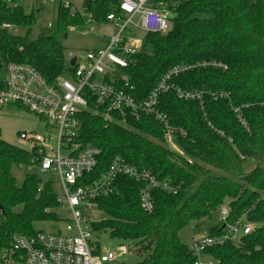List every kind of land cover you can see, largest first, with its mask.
Masks as SVG:
<instances>
[{
  "label": "trees",
  "instance_id": "16d2710c",
  "mask_svg": "<svg viewBox=\"0 0 264 264\" xmlns=\"http://www.w3.org/2000/svg\"><path fill=\"white\" fill-rule=\"evenodd\" d=\"M120 1L84 0V6L103 21ZM167 1L175 11L172 28L144 34L140 51L122 74L142 99L171 69L191 66L171 82L204 94L202 100H183L170 90L160 98L170 123L187 132L176 138L183 155L166 145L155 119L145 117L127 128L107 125L91 110L82 113L85 144L103 152L98 173L121 156L173 188L154 189L155 208L147 213L140 206L143 184L118 178L117 192L97 199L105 216L92 224L93 232H109L132 244L140 256L135 264H194L196 256L179 233L227 205V223L244 220L253 231L205 253L219 264H264V0ZM35 20L36 11L28 13L23 3L0 0V66L25 63L53 82L69 67L65 48L51 29L32 39ZM57 26L82 28L83 18L60 6ZM15 28L26 33L17 34ZM32 157L0 137V205L5 212L0 237L6 244L15 234L35 233L37 222L59 220L58 196L42 175L28 174L18 186L12 173L16 165L29 167ZM224 233L219 221L208 231L211 236ZM94 252H102L100 243Z\"/></svg>",
  "mask_w": 264,
  "mask_h": 264
},
{
  "label": "built area",
  "instance_id": "2783aa9c",
  "mask_svg": "<svg viewBox=\"0 0 264 264\" xmlns=\"http://www.w3.org/2000/svg\"><path fill=\"white\" fill-rule=\"evenodd\" d=\"M33 1L57 3L58 7L71 9L83 18L80 29L86 33H95V26L113 22L118 31L103 36L104 47L87 51L82 60L70 52L68 69L53 82H48L37 69L25 63L0 66V107L19 106L46 123L48 134L21 132L19 136L30 144L27 151L33 157L29 167L37 169L40 175L54 173L58 176L63 193L58 197L57 211L66 209L70 216L66 223L67 233L36 230L33 234H15L8 244L0 237V264H118L115 252H94L99 241L93 239L92 224L102 218L93 220L86 213L93 208L99 209L98 198L117 192L116 182L120 177L143 184L140 206L147 213L155 208L154 189L172 191L173 188L167 181L159 180L150 169L121 156H115L106 170L98 173L103 152L99 147L85 144L81 115L91 110L107 125L127 128L145 117L155 119L162 126L166 145L183 155L176 138L187 132L170 123L160 107V98L174 90L180 99L202 100L204 91H185L171 82L174 76L191 66L171 69L142 99L136 96V88L129 77L122 74L140 51L144 34L165 33L172 28L175 11L167 0H121L117 10L110 12L103 21L96 20L84 6V0L82 10L71 0ZM4 27L12 29L9 24ZM72 59H75L74 65H71ZM43 186L41 184L39 190ZM229 215L228 206L223 205L219 222L224 223V234L211 236L207 233L193 239L194 264H219V260L205 253L208 248L227 240L238 242L253 231V226L244 220L228 224ZM4 221L5 212L0 207V229ZM120 250L121 254L129 252L126 246Z\"/></svg>",
  "mask_w": 264,
  "mask_h": 264
},
{
  "label": "rangeland",
  "instance_id": "374dc122",
  "mask_svg": "<svg viewBox=\"0 0 264 264\" xmlns=\"http://www.w3.org/2000/svg\"><path fill=\"white\" fill-rule=\"evenodd\" d=\"M13 1H15V3H23L28 13H31L33 10L36 11V20L31 29L30 37L36 39L42 30L51 29L53 36L64 46L67 59L69 58L68 54L70 52L80 60L84 59V55L87 51L104 47L103 36L114 35L118 31V27L114 22L95 26V33H86L84 30L76 27H69L67 30H60L57 26V3L41 4L39 1L33 0ZM71 1L76 8L82 10L83 0ZM9 3H12V1ZM32 6H34V8H32ZM14 31L20 35L26 33V30L21 28H15ZM139 34L141 35V33ZM0 131L1 139L24 150H29L30 144L21 139L19 136L21 132H35L39 134H48L49 132L45 122H42L34 113L26 111L19 106L0 107ZM51 134L55 135V132L52 131ZM174 151L176 152L178 150ZM12 173L17 180L18 186L22 185L28 174H39L37 169L24 165L14 166ZM41 178L43 179V182H48L51 185L54 193L58 197L62 195V185L56 174H44ZM57 213L59 215V220L52 222H37L35 224V229L52 233H67L66 223L67 219L70 217L69 212L62 208L59 209ZM86 215L93 220H100L105 216L98 208H93L86 213ZM218 221L219 214H214L211 219H207L203 223H191L179 233V237L183 243L192 248L193 239L203 237V235L207 234L210 228L215 226ZM93 239L99 241L102 245L103 251H113L118 254L117 262L135 264L140 260V256L134 252L132 244L125 240L112 238L109 232H95L93 234ZM122 246L128 247L129 252L121 254L120 248Z\"/></svg>",
  "mask_w": 264,
  "mask_h": 264
},
{
  "label": "water",
  "instance_id": "95a60500",
  "mask_svg": "<svg viewBox=\"0 0 264 264\" xmlns=\"http://www.w3.org/2000/svg\"><path fill=\"white\" fill-rule=\"evenodd\" d=\"M74 64H75V59H72V60H71V65H74ZM0 207L3 208L2 205H0Z\"/></svg>",
  "mask_w": 264,
  "mask_h": 264
},
{
  "label": "crops",
  "instance_id": "0c3cea01",
  "mask_svg": "<svg viewBox=\"0 0 264 264\" xmlns=\"http://www.w3.org/2000/svg\"><path fill=\"white\" fill-rule=\"evenodd\" d=\"M32 8H34V6H32Z\"/></svg>",
  "mask_w": 264,
  "mask_h": 264
}]
</instances>
